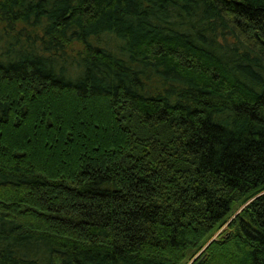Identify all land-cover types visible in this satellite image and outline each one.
<instances>
[{
  "label": "trees",
  "instance_id": "trees-1",
  "mask_svg": "<svg viewBox=\"0 0 264 264\" xmlns=\"http://www.w3.org/2000/svg\"><path fill=\"white\" fill-rule=\"evenodd\" d=\"M0 264H264V0H0Z\"/></svg>",
  "mask_w": 264,
  "mask_h": 264
},
{
  "label": "rangeland",
  "instance_id": "rangeland-1",
  "mask_svg": "<svg viewBox=\"0 0 264 264\" xmlns=\"http://www.w3.org/2000/svg\"><path fill=\"white\" fill-rule=\"evenodd\" d=\"M218 235H219V234H218ZM218 235H216V237H217Z\"/></svg>",
  "mask_w": 264,
  "mask_h": 264
}]
</instances>
